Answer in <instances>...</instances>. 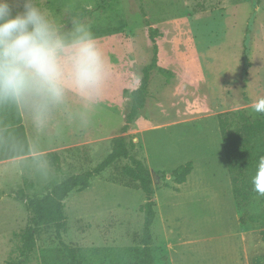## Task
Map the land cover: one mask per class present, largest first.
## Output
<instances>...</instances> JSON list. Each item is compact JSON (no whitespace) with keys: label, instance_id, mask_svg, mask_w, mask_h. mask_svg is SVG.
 <instances>
[{"label":"rangeland","instance_id":"obj_1","mask_svg":"<svg viewBox=\"0 0 264 264\" xmlns=\"http://www.w3.org/2000/svg\"><path fill=\"white\" fill-rule=\"evenodd\" d=\"M34 2L65 31L77 20L87 25L111 75L102 96L69 93L43 126L25 106L0 103V264L140 263L146 198L123 173L127 159L65 200L62 237L75 262L52 227L22 255L29 212L17 191L42 196L92 171L119 137L135 144L132 154L155 177V264H264V198L236 199L222 136L229 115L261 119L253 105L264 99V0ZM154 45L158 70L145 108L128 123ZM187 163L193 172L177 185L172 172Z\"/></svg>","mask_w":264,"mask_h":264},{"label":"clouds","instance_id":"obj_2","mask_svg":"<svg viewBox=\"0 0 264 264\" xmlns=\"http://www.w3.org/2000/svg\"><path fill=\"white\" fill-rule=\"evenodd\" d=\"M111 75L104 51L87 25L65 31L34 0H0V103L28 108L37 126L69 93L85 101L103 95ZM264 113V99L253 105ZM264 195V156L251 178Z\"/></svg>","mask_w":264,"mask_h":264},{"label":"trees","instance_id":"obj_3","mask_svg":"<svg viewBox=\"0 0 264 264\" xmlns=\"http://www.w3.org/2000/svg\"><path fill=\"white\" fill-rule=\"evenodd\" d=\"M152 41L154 36L151 35ZM154 57L142 70L140 87L132 93L131 111L127 117L128 123L133 122L147 102L148 87L153 73L158 70V50L154 45ZM261 119L252 120L245 113L229 115L222 126L223 144L228 160L233 192L240 203H247L255 197H262L253 190L251 178L255 174L258 160L264 156V151L258 152L259 144L264 145V113ZM229 122L235 124V129L230 128ZM136 146L126 138H114L111 142V152L92 171L83 172L66 178L56 184L46 194L29 196L24 190L17 191L16 198L26 204L29 212L28 224L22 235V255L27 258L37 245V237L45 228L52 227L64 249L68 250L73 262L76 260L75 251L63 242L62 234L67 229L65 216V200L75 191H85L91 186V181L116 162L127 159L131 165L124 167L126 177L139 184L144 193L146 203L141 210L144 214L143 224V249L139 264H155L151 245L153 244L152 226L157 217L155 201V177L145 163L132 152ZM54 157V156H52ZM55 158V157H54ZM56 160V159H55ZM194 169L193 163H187L172 172V177L177 185H183ZM164 179L166 173H158ZM10 264H19L11 262Z\"/></svg>","mask_w":264,"mask_h":264},{"label":"crops","instance_id":"obj_4","mask_svg":"<svg viewBox=\"0 0 264 264\" xmlns=\"http://www.w3.org/2000/svg\"><path fill=\"white\" fill-rule=\"evenodd\" d=\"M251 230L253 229V228H250Z\"/></svg>","mask_w":264,"mask_h":264}]
</instances>
